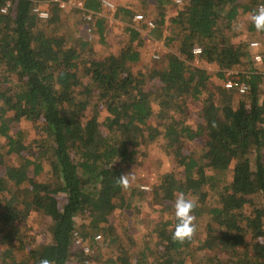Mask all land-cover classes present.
Segmentation results:
<instances>
[{
	"label": "trees",
	"instance_id": "16d2710c",
	"mask_svg": "<svg viewBox=\"0 0 264 264\" xmlns=\"http://www.w3.org/2000/svg\"><path fill=\"white\" fill-rule=\"evenodd\" d=\"M11 1V10L0 13V264L45 258L84 264L75 232L87 237L95 259L101 242L116 249L105 263L264 264V69L253 64L238 29L247 14L245 29L264 50V32L250 22L264 0H156L155 15L145 11L141 21H133L134 10L117 6L116 14L128 19L127 39L114 52H96L92 37L68 27L70 10L53 0ZM36 2L47 4V18L33 10ZM102 5H80L94 12L85 27L95 28L100 39L106 18L95 12ZM149 18L166 49L158 67L145 68L151 54L140 28ZM194 45L201 47L199 62L214 72L192 62ZM234 69L245 92L213 82ZM21 120L32 126L28 142L29 131L14 128ZM197 137L199 149L181 150ZM154 139L180 167L178 174L162 173L154 189L166 198L183 192L198 202L193 214L200 235L183 244L172 239L174 210L155 220L145 234L154 233L150 238L130 232L139 223L137 200L146 184L133 185L126 196L117 178ZM131 206L137 210L131 222L109 221L115 208ZM32 210L46 222L29 239Z\"/></svg>",
	"mask_w": 264,
	"mask_h": 264
},
{
	"label": "rangeland",
	"instance_id": "374dc122",
	"mask_svg": "<svg viewBox=\"0 0 264 264\" xmlns=\"http://www.w3.org/2000/svg\"><path fill=\"white\" fill-rule=\"evenodd\" d=\"M66 4L65 6L61 7L62 9H67L70 10V15H69V25L68 27L76 32L82 33L84 32L85 34H88L91 37V34L93 33L92 30H88L86 26V19L84 18V14L82 12V9L80 8L81 5V0H65ZM177 3L178 0H176ZM42 5L47 7V4L45 2H42ZM72 7L73 9H69ZM173 10V9H172ZM65 11H62V18H65ZM155 15V13H154ZM248 15L245 14L242 19H239L240 27H238L241 32H244L243 36L249 40L251 38H256V36H253L250 32H248L245 29L244 26V20L247 18ZM151 18V17H150ZM84 28V29H83ZM146 28V26H145ZM152 29V28H151ZM152 31V30H151ZM90 33V34H89ZM97 46V45H95ZM94 46V47H95ZM100 52V51H96ZM162 49L159 47L158 44H155L151 48L150 54L152 55L151 58L149 57V60H145L143 62L145 68H149L152 66H159L160 60L159 56L162 54ZM193 63H202L204 64L209 70L214 72V68L210 64H206L204 62H199L198 57L196 56L193 61ZM238 69V67H236ZM239 72V71H238ZM229 76V75H226ZM233 76H237L236 74H233ZM214 78V77H213ZM214 83H216V87L219 88L223 86V80L224 78L220 79H213ZM235 97L232 98V100L235 101ZM233 101V102H234ZM191 110L189 114V120L193 121L195 119V110L199 107V102H193L190 104ZM92 112V109L88 108L87 114L90 115ZM103 115V112L99 114V118L101 119ZM155 121L154 117H151L149 119L150 123H153ZM15 127H22L27 129L29 131L28 137H27V142L29 141L30 138H32V126L30 122L21 120V121H16L14 123V128ZM101 131H104L105 128L104 126H99ZM201 140L200 138H194L191 140H186L184 142V145L182 146L181 150H197L200 147ZM162 142L159 139H154L150 140L147 143H145L142 147V150L138 153L137 159L138 162L131 164L128 169H126V173H130L133 171L135 174V181L132 183L133 185H138L140 186L141 184H146L147 188L143 189L142 193L139 195L137 204L140 207V210L137 211L134 206H131L128 210H125L124 212L122 211L121 208H115L111 214H109L108 218L109 221L112 223H119L123 226L127 224V222H131L132 215L134 214L135 211H137L136 216H139V223L135 227H133L130 232L131 235L134 236V233L139 234V238H142L145 236L146 232H149L152 226L155 225L156 219L160 218H166L170 216L174 210V201L176 194H174L173 198H166L161 195V193L154 189V184L158 181L160 178V175L166 171H174L176 174H178L180 167L177 165L176 158L174 156V153H164L162 151L161 147ZM2 170V167L0 166V171ZM128 191L123 190L124 194L128 196ZM64 197L63 195L60 196L59 198V203L63 202ZM126 215V216H125ZM143 219V222H141ZM145 220L148 222L146 223ZM46 218L43 219L41 213H39L36 210H32L28 217L26 218V223L29 224V228L25 229V234L26 238L31 239L33 236L34 230L39 227L41 224H45ZM154 233L151 235H146L145 238H150ZM196 235H200V233L196 232ZM86 238V239H85ZM100 237L99 239H101ZM84 239L87 241V237H84ZM100 241V240H99ZM101 242V241H100ZM99 242V243H100ZM139 243L136 241V244ZM99 252H101L100 259H95L93 258L97 264H112V263H105V258L107 256H113L114 253H116V249L112 246H106L101 242L99 244ZM94 248V247H93ZM206 253V252H205ZM69 264H75L74 261H70ZM199 264V263H197ZM200 264H204V262H200Z\"/></svg>",
	"mask_w": 264,
	"mask_h": 264
},
{
	"label": "crops",
	"instance_id": "0c3cea01",
	"mask_svg": "<svg viewBox=\"0 0 264 264\" xmlns=\"http://www.w3.org/2000/svg\"><path fill=\"white\" fill-rule=\"evenodd\" d=\"M107 1L111 2L112 6L103 4L102 11L99 13L95 12L96 16L98 14H101L105 16L106 18V22H105L106 26H105L104 33H103V39H100L98 37V32L95 28L92 29L93 33L91 34V37H92L91 40L95 43V45H97L94 47V49L100 52H114L120 46H123L125 44L124 42H126L127 35L124 32L123 28L128 23V19L126 18V15H121L120 12H117L116 14L117 6H125L127 9L130 8L131 10H134L135 12L145 13V11H147L149 14L151 13L152 15L156 13V9H154L156 0H107ZM179 1L180 0H178V2ZM173 4L175 3L173 2ZM171 8H174V6H172ZM86 11H91L92 14L94 15V12L92 10L83 9V6H82L83 14H85ZM151 28H147V27L145 28L144 26L140 28V31H142V34H143V45L145 49L148 51V53H150L151 48L155 44H158L159 47L162 49L161 53H163L166 47L163 44V41L161 40V38L153 34V32L151 31L152 30ZM145 60L146 61L149 60V57L145 58L143 62Z\"/></svg>",
	"mask_w": 264,
	"mask_h": 264
},
{
	"label": "built area",
	"instance_id": "2783aa9c",
	"mask_svg": "<svg viewBox=\"0 0 264 264\" xmlns=\"http://www.w3.org/2000/svg\"><path fill=\"white\" fill-rule=\"evenodd\" d=\"M57 2V4L60 7L65 6L66 1L65 0H53ZM102 3L105 5L112 6L111 2L107 0H102ZM264 4L260 2L258 4L261 5ZM12 8V1L11 0H4L0 2V13H5L10 11ZM33 10L37 13V15L40 18H47L49 16V10L47 7L42 5V2H36L35 5L33 6ZM84 18L86 20H92L93 19V14L91 11H86L84 14ZM144 19V14L142 12H136L133 15V20L134 21H141ZM147 28H151L154 26L153 21L149 18L146 20V25ZM91 25H88L87 29L90 30ZM261 41L257 38H251L248 40V47L251 51V59L252 62L255 66L264 69V50H261ZM201 51V47L199 45H194L192 47V52L197 56V54ZM227 75L225 76L223 80V86L230 88V89H236L238 92H245L247 89V84L243 80L237 79V76H233V74L237 75V70H228L226 72ZM262 92H264V86H262ZM143 188H147V185H141ZM101 235L99 233L94 235L95 239H99ZM86 239V238H85ZM84 237L78 235L76 232L74 233V243L75 245L81 249L82 253L85 255L84 259V264H97L96 261L93 259L92 256V251L93 247L89 245V243L86 242ZM207 264V263H204Z\"/></svg>",
	"mask_w": 264,
	"mask_h": 264
},
{
	"label": "clouds",
	"instance_id": "9594fccd",
	"mask_svg": "<svg viewBox=\"0 0 264 264\" xmlns=\"http://www.w3.org/2000/svg\"><path fill=\"white\" fill-rule=\"evenodd\" d=\"M250 22L256 31L264 32V4L259 5L251 14ZM135 179V174L131 171L130 173L121 174L117 178V183L123 190L127 191L132 187ZM197 206L198 202L195 198H189L183 192L176 194L173 207L177 223L172 232L173 241L183 244L193 238L197 231L196 217L193 214ZM39 264H54V262L45 258L41 259Z\"/></svg>",
	"mask_w": 264,
	"mask_h": 264
}]
</instances>
